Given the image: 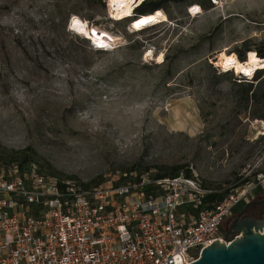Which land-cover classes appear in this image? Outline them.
Returning a JSON list of instances; mask_svg holds the SVG:
<instances>
[{
  "label": "rangeland",
  "instance_id": "374dc122",
  "mask_svg": "<svg viewBox=\"0 0 264 264\" xmlns=\"http://www.w3.org/2000/svg\"><path fill=\"white\" fill-rule=\"evenodd\" d=\"M107 1L0 0V169L21 163L90 185L178 165L204 186L258 182L264 70L237 79L240 69L223 72L217 56L254 55L264 67V0H229L223 11L159 0L167 20L137 31L111 20ZM72 15L118 47L95 50L68 29ZM246 204L264 216L261 185Z\"/></svg>",
  "mask_w": 264,
  "mask_h": 264
},
{
  "label": "built area",
  "instance_id": "2783aa9c",
  "mask_svg": "<svg viewBox=\"0 0 264 264\" xmlns=\"http://www.w3.org/2000/svg\"><path fill=\"white\" fill-rule=\"evenodd\" d=\"M208 1L222 11L229 2ZM260 177L230 189L204 186L183 170L84 185L11 164L0 169V264H189L213 240L240 236L219 227L264 189ZM214 194L222 197L210 202Z\"/></svg>",
  "mask_w": 264,
  "mask_h": 264
},
{
  "label": "water",
  "instance_id": "95a60500",
  "mask_svg": "<svg viewBox=\"0 0 264 264\" xmlns=\"http://www.w3.org/2000/svg\"><path fill=\"white\" fill-rule=\"evenodd\" d=\"M244 209L227 230L240 236L228 244L213 240L189 264H264V216L242 215Z\"/></svg>",
  "mask_w": 264,
  "mask_h": 264
},
{
  "label": "bare ground",
  "instance_id": "6f19581e",
  "mask_svg": "<svg viewBox=\"0 0 264 264\" xmlns=\"http://www.w3.org/2000/svg\"><path fill=\"white\" fill-rule=\"evenodd\" d=\"M142 0H136V2L134 4H131V5H127V7L125 8H120L118 6V4H114L113 3V0H108V8H109V13H110V16L113 17L114 19L116 20H122L124 18H127L128 16L130 15H124L123 13L125 11L128 10V8H130L131 10V13L133 11V8L135 6H137L138 4L141 3ZM125 4H127V0H124ZM73 17H76L78 20H80V22L85 26V32L84 33H80V32H77L75 31L73 28H72V19ZM149 17H155V20L153 22H150V23H147V24H144L142 25L141 27L137 28L135 27V25L140 21V20H144L146 18H149ZM167 18L161 14V13H156V12H151V13H147V14H144V15H140V16H137L135 17L134 19H132L130 21V28H132V30L134 31H137V30H142L152 24H156V23H161V22H164L166 21ZM68 29L70 31H72L73 33L77 34V35H80L82 36L83 38L85 39H88L90 41H92V43L98 47L97 45L99 43H103V44H106L107 46L110 45V44H113L115 42L112 41V39L109 37V36H104V35H93V33H91V31L89 30V27H88V23L82 19H80L78 16L76 15H72V17L70 18L69 20V24H68ZM115 35V34H113ZM117 36V35H116ZM119 37V36H118ZM117 37V38H118ZM114 40V39H113ZM98 48H101V47H98ZM146 55H151V51H148L146 53ZM218 62H219V66L220 67H223L225 69H233L235 67H238L240 69V75L242 77H250L256 70V65H257V62L259 61L258 58L255 57V62H253V57H249L246 61L244 62H241L238 58H237V55L235 53H230V54H227L225 51H221L218 53ZM229 58H234V62L232 64H229L227 67L225 66L227 64V61L229 60ZM157 60H161V56H159L157 58ZM222 69V68H221ZM234 71V70H233ZM224 72V71H223ZM238 73V74H239Z\"/></svg>",
  "mask_w": 264,
  "mask_h": 264
},
{
  "label": "trees",
  "instance_id": "16d2710c",
  "mask_svg": "<svg viewBox=\"0 0 264 264\" xmlns=\"http://www.w3.org/2000/svg\"><path fill=\"white\" fill-rule=\"evenodd\" d=\"M163 8V4L161 3V1L159 0H153V1H150V0H142L140 4H138L134 9H133V13H132V16L131 17H127V18H124L125 19H129L130 21L132 19H134L135 17L137 16H140V15H144V14H147V13H151V12H156V13H161L160 10L158 9H162ZM162 14V13H161ZM85 39V38H84ZM86 41H88L87 39H85ZM97 50V49H96ZM99 51V50H97ZM101 51V50H100ZM257 55L260 57V58H264V54L263 53H257ZM241 62H244L246 61L245 58L242 56L240 57L239 59ZM264 61V60H262ZM229 71V70H228ZM258 72H262V71H258ZM227 73V72H226ZM256 78H259V76L257 75ZM252 80V79H251ZM240 83V82H239ZM253 84L252 83H249L248 84V87L244 89V96L246 97L250 91H253L252 89V86ZM18 166H20L21 168H24L23 167V164L19 163L17 164ZM182 166H178V165H175V166H170L169 170L168 171H165V172H162V173H155L154 176L155 177H165V176H173V175H176L178 174L180 171L183 170V172L187 175V176H191V172L188 168H181ZM84 185H89V184H84ZM222 197L221 194H214V195H210L208 196V200L210 202H215L217 200H219L220 198ZM260 204H263V201L260 202ZM242 205V208H244L247 204L246 203H242L240 204ZM238 208V207H236ZM242 210V209H241ZM264 209L261 210V212H263ZM260 212V211H259ZM260 212V213H261Z\"/></svg>",
  "mask_w": 264,
  "mask_h": 264
},
{
  "label": "snow or ice",
  "instance_id": "6c2138e0",
  "mask_svg": "<svg viewBox=\"0 0 264 264\" xmlns=\"http://www.w3.org/2000/svg\"><path fill=\"white\" fill-rule=\"evenodd\" d=\"M135 2H136V0H127V4H125L124 0H113V3L114 4H118V6L120 8H125V7H127V5L134 4ZM191 11L195 14V13L200 12V9L199 8H193ZM123 14L124 15H130L131 14L130 8H128V10L125 11ZM154 20H155V17H149V18H146L144 20H140L135 25V27L139 28V27H141L144 24L153 22ZM71 26L77 32H80V33H84L85 32V26L76 17H73ZM95 34H96L95 30H93V35H95ZM97 46L101 47V48L107 47V45L103 44V43H99ZM162 57H163V54H161V58ZM252 59H253V62H255V56L254 55H253ZM233 62H234V58H229V60L227 61V64L225 66L227 67L229 64H232Z\"/></svg>",
  "mask_w": 264,
  "mask_h": 264
},
{
  "label": "flooded vegetation",
  "instance_id": "af4514ba",
  "mask_svg": "<svg viewBox=\"0 0 264 264\" xmlns=\"http://www.w3.org/2000/svg\"><path fill=\"white\" fill-rule=\"evenodd\" d=\"M246 210L247 209H244V211H243V214L242 215H248V216H251V217H253V218H259L260 216L259 215H254L253 213H251V212H246ZM255 214H258V213H255ZM240 215V212L237 214V215H235V217H233L232 218V222L238 217ZM241 215V216H242ZM232 222H231V224H232ZM230 224V225H231ZM230 227V226H229Z\"/></svg>",
  "mask_w": 264,
  "mask_h": 264
}]
</instances>
